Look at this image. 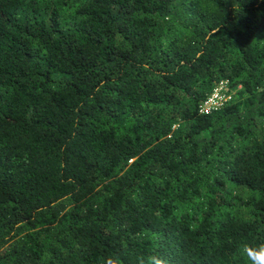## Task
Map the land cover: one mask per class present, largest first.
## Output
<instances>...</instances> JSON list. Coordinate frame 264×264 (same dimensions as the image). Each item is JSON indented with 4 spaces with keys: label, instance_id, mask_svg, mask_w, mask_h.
I'll return each mask as SVG.
<instances>
[{
    "label": "trees",
    "instance_id": "16d2710c",
    "mask_svg": "<svg viewBox=\"0 0 264 264\" xmlns=\"http://www.w3.org/2000/svg\"><path fill=\"white\" fill-rule=\"evenodd\" d=\"M238 90L210 113L214 87ZM264 243V0H0V264H250Z\"/></svg>",
    "mask_w": 264,
    "mask_h": 264
},
{
    "label": "clouds",
    "instance_id": "9594fccd",
    "mask_svg": "<svg viewBox=\"0 0 264 264\" xmlns=\"http://www.w3.org/2000/svg\"><path fill=\"white\" fill-rule=\"evenodd\" d=\"M241 253L247 257L250 264H264V243L253 245L248 242L240 244ZM100 264H123L122 259L115 253H108L100 258ZM137 264H168L159 254L138 257Z\"/></svg>",
    "mask_w": 264,
    "mask_h": 264
},
{
    "label": "rangeland",
    "instance_id": "374dc122",
    "mask_svg": "<svg viewBox=\"0 0 264 264\" xmlns=\"http://www.w3.org/2000/svg\"><path fill=\"white\" fill-rule=\"evenodd\" d=\"M213 92H215L216 97L219 98V102L221 103V106L229 100L235 101V99L240 97L236 94L238 92L237 89H235L234 91L228 92L226 82H220L216 84ZM227 95L230 96V99L225 97Z\"/></svg>",
    "mask_w": 264,
    "mask_h": 264
},
{
    "label": "built area",
    "instance_id": "2783aa9c",
    "mask_svg": "<svg viewBox=\"0 0 264 264\" xmlns=\"http://www.w3.org/2000/svg\"><path fill=\"white\" fill-rule=\"evenodd\" d=\"M226 98L230 99V96H225ZM221 107V103L219 102V98L216 97V93L213 92L200 106V110L203 113H210L213 110Z\"/></svg>",
    "mask_w": 264,
    "mask_h": 264
}]
</instances>
